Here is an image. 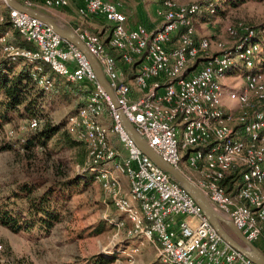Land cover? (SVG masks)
Wrapping results in <instances>:
<instances>
[{
	"label": "built area",
	"instance_id": "1",
	"mask_svg": "<svg viewBox=\"0 0 264 264\" xmlns=\"http://www.w3.org/2000/svg\"><path fill=\"white\" fill-rule=\"evenodd\" d=\"M22 1L27 8L41 3L56 9L71 2ZM199 11L198 3L163 0L157 11L159 28L126 29L116 5L83 0L79 16L99 15L110 24L107 46L119 55V62L98 35L84 30L75 34L96 59L118 110L135 132L165 163L192 181L248 242L264 246V76L253 70L259 47L253 43L254 32L238 24L226 30L237 42L231 48L215 42L218 51L211 53L212 41L197 36L193 26ZM8 17L32 49L0 36L2 58L29 64L32 80L44 92L54 86L45 67L88 92L85 106L67 117L66 130L86 148L82 172L94 174L104 198L123 215V220H110L112 238L124 231L127 238L146 239L157 251L156 264H253L226 245L188 193L138 149L83 53L27 14L8 8ZM241 68L247 70L243 86L226 93L241 108L235 114L222 103V80ZM39 125L38 118H30L21 130H36ZM234 167L241 168L240 178L232 193H226L221 182ZM119 175L128 180L126 190ZM0 264L24 263L0 256Z\"/></svg>",
	"mask_w": 264,
	"mask_h": 264
},
{
	"label": "rangeland",
	"instance_id": "2",
	"mask_svg": "<svg viewBox=\"0 0 264 264\" xmlns=\"http://www.w3.org/2000/svg\"><path fill=\"white\" fill-rule=\"evenodd\" d=\"M16 1L23 4L22 0ZM175 1L181 5H189L208 2L209 0ZM211 2L217 6V13L214 17H209L210 9L208 7H201L199 14L193 18L196 33L202 32V36H204L202 38L212 41L211 53L214 54L218 51L213 44L215 42L224 43L226 48H231L237 42L238 38H230L226 30L228 27L236 28L238 24L260 28L259 36L264 39V0H211ZM154 5L156 2L153 3L151 12L153 16H157V11L161 9V6L154 9ZM28 7L38 11L39 7L45 6L41 3H35ZM7 8L4 1L0 0V24L8 15ZM51 9L61 10L62 8ZM53 21L55 20L53 19ZM55 23L74 33L80 30L59 25L56 21ZM0 36H4L9 42L20 41L13 30ZM260 53L259 49L256 52L255 65L260 62ZM260 68L257 67L264 76V67ZM242 73L243 71L240 69L233 70L226 76L227 82L236 89L241 88L243 86ZM57 79L53 78L54 86L46 94V100L42 105L43 116L38 117V119L41 124L44 122H50L53 125L63 124L65 130L66 118L75 112L78 102L85 98L81 96L80 88L66 86ZM63 88L69 91V96L66 99L63 98ZM228 105L233 106V109L228 110H233L235 114L241 111V108L236 104L233 105L228 102ZM28 119L13 114L10 121L1 128L0 204L15 189V185L20 182L51 183L85 175L82 172L83 165L79 163V159L85 160V153L81 147L75 150L64 149L59 151L53 149V142H50L46 148L22 149L19 140L25 136V131L21 130V127ZM105 123L107 124V121ZM6 143L11 144L12 149H3ZM117 143L122 153L126 155L122 144ZM88 176L90 177V175ZM119 179L126 188L127 178L119 175ZM46 187L47 185H44L36 189L33 194H41ZM116 212V209L110 206L104 198L100 184L93 179L85 191L72 196L67 201L60 213V222L47 235L38 233L37 230L14 234L0 226V241L3 245V252L0 256L12 258L24 264H87L88 259L96 255L108 259L106 264H156L157 251L146 239L130 242L128 240L130 238L127 239L125 235H122L123 233L119 241L112 238L114 229L109 223L110 220L119 218L116 216ZM117 214L123 216L119 212ZM99 222L106 223L101 234L89 236V231L82 233L83 230H89ZM225 229L233 236L230 229ZM261 245L256 243V249H261ZM263 252L264 250H262Z\"/></svg>",
	"mask_w": 264,
	"mask_h": 264
},
{
	"label": "trees",
	"instance_id": "3",
	"mask_svg": "<svg viewBox=\"0 0 264 264\" xmlns=\"http://www.w3.org/2000/svg\"><path fill=\"white\" fill-rule=\"evenodd\" d=\"M198 4L200 9L201 7H208L210 10H213V13L210 14L209 12V17H214L217 13V6H215L211 0L208 2H199ZM247 28L254 32L253 43L258 45L261 51L259 54L261 62L259 65H255L253 69L258 71L257 67H264V39L259 36L260 28ZM12 30L15 32L16 37H18L20 41H16L15 43L10 41L11 43L22 48L32 49L30 44L21 40L18 32L11 25L7 15L4 21L0 24V35L8 33ZM107 42L108 41L104 42L106 51L119 62V55L107 46ZM118 66L124 69L122 64L118 63ZM240 70L243 71L242 74L247 73V70L243 68ZM45 72L51 79L56 76L47 67H45ZM58 81L69 87L76 86L77 88H80L75 84L66 82L62 78ZM63 89V98L66 99V97L69 96V91L65 88ZM74 91H76V88H74ZM79 92L85 99L78 102V107L74 113L85 106L88 96V92H83L81 89ZM46 94L48 93L39 89L32 80V67L29 64L21 59L11 60L10 58H1L0 132L1 128L10 121V117L13 114L29 119L32 117H42V105L46 100ZM66 121L65 130L63 124L53 125L50 122H44L41 124L40 122V125L36 130L25 131V136L19 140L20 147L24 150H30L33 147L46 148L50 142H53V149H57L59 151L64 149L75 150L81 147L83 148V153H85V160L81 158L79 159V163L83 165L82 168H86V148L83 144L77 142L66 130ZM12 147L13 146L11 144L6 143L3 149H12ZM84 174L85 175L83 177L75 176L71 179L63 181L58 180L51 183L23 181L16 184L15 189L12 190L4 202L0 204V226L14 234L37 230L38 233L47 235L51 229L58 222H60V213L67 201L72 196L85 191L94 179V174L91 172L85 171ZM240 174L241 168L234 167L231 169L225 180L221 182V185L225 188L226 193H232L233 185L239 180ZM88 175H90V177ZM44 185H47V187L41 194H33L36 189ZM109 224L112 225L111 223ZM105 227L106 223L99 222L89 230H83L82 233L84 234L85 231H89V236L99 235L104 231ZM106 263H108V259L98 255L92 256L87 261V264Z\"/></svg>",
	"mask_w": 264,
	"mask_h": 264
},
{
	"label": "water",
	"instance_id": "4",
	"mask_svg": "<svg viewBox=\"0 0 264 264\" xmlns=\"http://www.w3.org/2000/svg\"><path fill=\"white\" fill-rule=\"evenodd\" d=\"M5 5L14 9L20 13L27 14L28 16L39 20L45 26L53 30L61 39L72 44L79 51L83 53V55L90 62V65L96 75L98 83L105 90L114 107L118 110V106L116 104L115 97L110 90L106 79L104 78L102 71L96 61V59L88 52L83 42L78 38V36L70 30L64 29L58 26L51 18L39 13L36 10L27 8L17 2L16 0H3ZM120 114L121 124L129 135V137L135 142L138 149L147 156L156 166L166 172L168 175L172 177L174 181H176L193 199V201L200 207L204 217L207 219L209 224L213 227L219 237L223 240V242L228 245L230 248L234 249L242 256L250 260L253 264H264V255L256 249V247L248 242L241 233L237 230V228L233 225L232 222L222 218L210 205V203L205 198L202 191L192 182L190 181L184 174L179 172L174 167L165 163L148 145L147 143L135 132L132 125L125 119L120 110H118ZM225 228L231 230L232 235H230Z\"/></svg>",
	"mask_w": 264,
	"mask_h": 264
},
{
	"label": "crops",
	"instance_id": "5",
	"mask_svg": "<svg viewBox=\"0 0 264 264\" xmlns=\"http://www.w3.org/2000/svg\"><path fill=\"white\" fill-rule=\"evenodd\" d=\"M106 1L116 5L120 13L124 15L125 17L124 25L126 29H133L138 25H143L148 29H156L159 28L162 23V20L159 17L152 15L151 10L153 8L152 6L154 2H156V5H154L155 6L154 9H155L156 7L158 8L159 6H161L163 0H106ZM82 6H83V0H71L69 5L65 8H62L61 10L39 7L38 12L51 18L52 20L54 19L59 25L62 24L70 28L84 30L89 33L98 35L100 39L104 42L108 41L111 32L110 24L102 16L99 15H90L88 17L79 16L78 10ZM196 35L199 37H204L202 36V32H197ZM213 51L215 50L213 49ZM260 62H258L257 65H259ZM56 78H58L57 80H61V78L55 76L54 79ZM222 84L224 87V95L222 97V103L225 109H233L232 105L231 106L228 105V102L230 101L228 100L226 93L229 89H232L234 87H232L229 84V82H227L226 78L222 80ZM232 104L234 105V103ZM113 143L116 146V148L120 150L119 145L115 139H113ZM125 189H127V187ZM116 216L123 220V216H119L117 212H116ZM127 226H129V224H127ZM122 233L121 234L124 236L125 233L123 231ZM122 235L115 240L119 241V239L122 238ZM140 239L142 238L128 239V240H130L131 242L134 240L138 241ZM259 250L262 253V250H264L263 244L261 245V249ZM262 254H264V252Z\"/></svg>",
	"mask_w": 264,
	"mask_h": 264
}]
</instances>
